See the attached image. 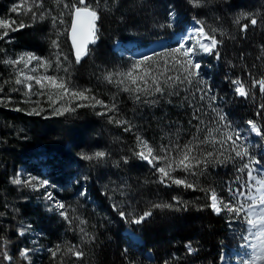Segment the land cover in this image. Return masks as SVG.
Instances as JSON below:
<instances>
[{
  "label": "trees",
  "instance_id": "obj_1",
  "mask_svg": "<svg viewBox=\"0 0 264 264\" xmlns=\"http://www.w3.org/2000/svg\"><path fill=\"white\" fill-rule=\"evenodd\" d=\"M89 2L98 4L101 16L97 22L99 40L91 46V54L80 64H75L67 36H64L71 61V77L80 88L91 89V95L103 100L105 104H115L118 111L100 116L96 115L97 110L86 107L50 119L20 117L24 122L20 132L24 141L20 143L17 138L7 139L0 132V264H164L165 261L168 264H220L222 254L230 250L235 240L230 231L229 219L205 207L209 201L202 189H214L223 197L228 183L233 179L231 175L214 167L211 162L194 169L195 175L187 176L188 181L195 184V190L175 185L165 187L155 182L157 175L153 168L133 155L138 150L137 136L143 137L157 150L177 139L180 145L194 141L192 138L202 123L203 109L197 104L198 99L193 100V89L184 86L167 88L163 94H154L145 103L144 95L140 101L133 97L130 100L125 94L114 91V85L110 84V89L117 96V103H113L107 82L96 76L92 60L95 58L96 63L102 67L101 71L108 69V66L111 68L113 60H119L111 51L114 42L130 40L123 35L125 30L144 32L148 27L153 28L163 22L164 26L156 35L144 36L141 42L170 38L171 31L166 26V21L170 22V10L174 11L176 17L173 24L175 32L183 31L192 19L199 20L206 32L211 33L212 29H216L211 34L222 41L217 49L220 58L211 55L207 59L212 67L205 70L209 86L218 90L216 92L211 88L218 93L231 117L238 122L255 120L264 132V108L261 107L264 105V94L258 86L251 87L253 79H259L258 75L264 76V56L259 55L264 48V0H200L198 7H193L188 0ZM240 6L252 10V15L258 21L255 26L249 25L246 32L240 31V25H233V11ZM64 18L65 30H68L70 17L67 10ZM248 22V19L241 21V25ZM222 28H227L229 34L218 36ZM30 29L20 30L16 36L30 49L43 51L44 46L40 43L37 31L31 30L32 36H27ZM14 48L15 44L9 45L10 51ZM236 71L240 74L236 75ZM229 73L233 74L230 80L237 77L245 79L246 88L249 89L247 98L231 93L232 85L226 75ZM100 109V112L105 110ZM257 112L262 115L257 116ZM1 115L6 120L13 116L18 119V116L8 111L0 112ZM109 116L128 123H109ZM129 126H132V130L124 131ZM260 138L264 143V137ZM33 143L39 146L37 150L41 148L39 152L22 150L21 146H26V149ZM48 146L54 148L45 151ZM98 150L108 153L104 160L80 159L81 153L91 154ZM199 152L200 148H197L195 154ZM41 154L47 157L52 155V158H47V169H44L50 171L47 176L52 178V183L56 184L59 191L54 192L56 201L66 205L64 211L72 220L71 224L60 216L59 210L55 211L52 201H46V205L37 204L30 191L20 192V186L10 182L17 170L29 177L33 158L39 159V164H35L38 169L35 170L41 171V163L45 161L39 158ZM125 158L128 163H124ZM69 160L75 163L73 169ZM182 173L175 174L184 177ZM16 189L18 194L15 193ZM82 189L85 190L84 197L80 195ZM11 194L16 199L10 202L8 209L3 201ZM174 196L183 203L173 201ZM154 203H170L173 208L153 209L151 206ZM114 205L120 211L131 212L133 217L145 210H151L153 215L142 225L131 224L128 219H121ZM73 208L78 209L77 218L72 213ZM81 220L85 223L81 224ZM81 228L91 239L82 235ZM21 230H24V235H20ZM129 233L136 235L140 242L129 243ZM189 241L196 250L192 254L185 248ZM58 244L62 251L53 259L49 250H54ZM70 245L79 246L84 256L77 260L70 254L65 255L64 249ZM25 248L31 249L28 260L19 255L20 250ZM5 254L12 259L5 260Z\"/></svg>",
  "mask_w": 264,
  "mask_h": 264
},
{
  "label": "snow or ice",
  "instance_id": "obj_2",
  "mask_svg": "<svg viewBox=\"0 0 264 264\" xmlns=\"http://www.w3.org/2000/svg\"><path fill=\"white\" fill-rule=\"evenodd\" d=\"M56 4L59 5L63 3V0H55ZM188 3L193 7H198L200 0H188ZM44 8L43 0H20L19 3L13 4L9 9L10 12L17 13L21 17H29L32 23H26L24 19H20L17 23L16 20L0 19V29L3 32L0 33V40H4L5 37H9L10 33L18 32L27 27H31L32 24L43 21L46 19V13L44 11H39ZM63 8L67 10V14L70 17L71 24L70 29L63 32L57 29V25H62L65 23V12L61 11L59 16H52V27L57 29L55 35L57 39H51L50 44L56 51L52 54L55 59L50 57H40L32 52H25L17 56L15 59H4L0 60V63L10 65L15 72L14 83L16 85L22 86L26 91L24 95L28 97L25 102H31L30 98L32 95L47 96L48 107L51 110L53 116H64L66 114H72L79 108H97L101 107L105 110L102 112H97L96 115L107 116L109 113L117 112L118 109L115 104H105L103 100L97 98L95 95H91V89L79 88L77 87L70 74L68 67H64V62L68 61L69 57L64 55L59 42L60 36H67L71 41L70 51L74 54L75 64H80L81 61L91 54V47L96 45L99 40V27L98 21L101 16L98 10V4L93 5L89 0H69L68 3H63ZM169 17L175 15L174 11L170 10L168 13ZM242 19H248V23L241 25ZM197 24L201 22L196 21ZM234 23L240 25V31L246 32L249 25L255 26L258 21L251 13H241L235 18ZM217 30L212 29L211 33H215ZM205 31L203 26H200L186 36L181 37V41L178 43V47L169 50V55L173 63L166 68V71L175 70L179 74L176 76H167L163 81L161 76L165 75V72L154 73L151 69L149 62L152 60L150 56H143L141 59L136 60L132 66L123 72L111 73L109 72L104 78L109 83H116L118 85H123L122 91L130 92L133 94V98L136 101L141 100V96H150L154 94H163L165 88H173L178 85H193L194 82L199 86L196 87L197 92L203 93L200 99L203 100L209 95L210 89L203 87L205 85V80L200 78V70L202 64L193 59L198 55H214L216 59L220 58V53L217 50L218 46L222 41L218 40L214 34ZM3 51V49H0ZM63 56V60L61 57ZM36 62L34 66L30 68V65ZM167 64V62H165ZM22 67H19L21 66ZM42 69L43 73H39ZM63 71L67 75H57L56 73ZM32 73V74H30ZM51 73V74H49ZM35 74V75H34ZM118 77L120 79L113 80V77ZM150 81V82H149ZM39 86V90L34 91V85ZM127 82V83H126ZM5 84L10 83V81H5ZM230 84L233 87L232 91L235 96L247 98L249 96V89L246 88L245 83L239 78L231 79ZM130 85V86H129ZM259 87V91L264 94V76L260 79H253L251 81V87ZM4 89L0 87V92ZM14 91H19L20 89H13ZM171 95L172 93H168ZM218 98L216 96H211L210 100L215 104ZM8 100L0 98V103H7ZM145 103L148 101L145 100ZM39 104V101H36ZM264 108V105L261 106ZM15 111H22L20 108L14 109ZM214 111L216 109H213ZM45 110L43 108H33L27 114L40 116ZM257 116L262 115V113L257 112ZM218 118L220 122L227 120V117L221 113H218ZM109 123H115L117 125L127 124V121L117 119L115 116L108 117ZM248 126V131L254 133L256 136L264 137V132L261 130V125L255 120L249 119L245 122ZM131 127H125L124 131H131ZM212 129H209L207 136L203 140L189 141L188 143L180 146L177 145L174 148L169 146H161L159 150L153 148L143 137L137 136V151L133 152L139 160L146 162L154 170L157 175L156 183H159L165 187H171L175 185L176 187H183L185 189L195 190V184L188 181V175H195L194 169L200 168L201 165H206L210 162L209 158L212 157V153L208 152L206 155H196L194 154L199 147V144L208 143H219L224 147V151L229 149L235 154L236 158H240L242 161L240 167L237 169L238 172L247 173V180L239 184L236 190L229 187V192L231 198L229 200H224L222 197L218 196L214 189L203 190L206 192V199L209 201L205 205L206 208L210 209L214 214L220 215L222 212L226 211L229 214L235 215L236 217L243 216L248 225L249 236H252L258 241V244H251L254 250L259 249L258 254L253 256V264L255 261H264V179H258L257 175H264V168L257 169L254 166L260 164L259 160L251 157L249 155L248 149L243 147L240 143L243 139L241 133L238 130L232 129L229 132H221V139L209 140L212 135ZM215 131H220L216 129ZM160 153H163L161 155ZM223 154V153H221ZM108 153L105 151H95L91 154L81 153L80 159L85 161H102L106 158ZM247 158V160H245ZM227 159V158H226ZM217 163H222L217 159ZM124 163H128L125 158ZM176 172L185 173L184 177H179L174 175ZM84 179H87L85 177ZM240 177H237V181ZM13 185L29 187L33 190L38 191L40 188H45L49 186L48 180H41L35 176H30L27 179H22V174L17 172L15 176L10 181ZM235 183V182H234ZM253 185L255 187V193L253 194ZM81 196L85 195V192L80 193ZM238 197H244L245 201H251L247 208H245L244 203H236ZM44 199L46 201H52L54 207L59 209L60 216L67 221L69 224L72 223L68 213L64 211L66 205L56 201L55 197L51 192H45ZM177 204L183 203L177 197L172 198ZM115 210L118 211L121 219H128V222L135 225H142L147 222V220L153 215L151 210H145L142 214L135 217L132 216L131 212L120 211L118 206H113ZM153 209H170L173 208V204L170 203H154L151 206ZM130 218V219H129ZM81 224L85 221L81 220ZM255 229L256 231H252ZM84 233V237L91 239L88 233L84 231L83 228L80 229ZM20 235H24V230L20 231ZM244 239L247 241L248 236ZM185 248L189 254L196 251L192 246L191 242L185 244ZM31 249H21L19 255L21 258L28 260L29 252ZM51 256L55 259L62 251L61 245H56L55 249L49 250ZM127 250L124 254L126 255ZM65 255H71L77 260L84 256V252L78 249L77 245H70L64 249ZM5 260H11L12 258L7 254L4 255ZM164 264H168L167 261Z\"/></svg>",
  "mask_w": 264,
  "mask_h": 264
},
{
  "label": "rangeland",
  "instance_id": "obj_3",
  "mask_svg": "<svg viewBox=\"0 0 264 264\" xmlns=\"http://www.w3.org/2000/svg\"><path fill=\"white\" fill-rule=\"evenodd\" d=\"M19 2H20V0H0V19H8L10 21L16 20L17 23L19 22L20 19H24L26 23H32L30 16L29 17H21V16H18L17 13H13V12L9 11V9L12 7L13 4H16ZM43 3H44V8L40 9L39 11H44L46 13V19L43 21H38V22L32 24V26H31L32 29L29 30V33H28L29 35H27V36H29V37L32 36L31 34H33L32 33L33 30H34V32L37 31V33L40 34L39 35L40 41H41L40 43L43 44L44 50L41 51L40 49H38V50L30 49L28 47V45L22 39H21L22 41L19 40V38L16 36L17 32H14V33H10L9 37H5L4 40H0V49H3V51H0V60L15 59V58H17L18 55L25 53V52H32V53H34L40 57H50L52 59H55V57L52 54L56 50L51 47L50 41H51V39H57V37L55 35V31L57 29L61 32L65 31V25L64 24L57 25V29H53L51 17L52 16L58 17L61 11L65 12L66 9L63 8V3H65V1H63V3H61L59 5L56 4L55 0H43ZM233 12H234V14L232 15V19H233L234 27H235V25H237L236 23H234V20L241 13H251V14L253 13V11L249 10V8H244L241 6L237 7ZM175 18L176 17L174 15L173 17H170V22L166 21V23H167L166 26H169L170 31H171L170 32L171 37L169 39L150 40L148 42H143L144 44L141 42L142 41L141 39L144 36L156 35L158 33V31L161 29V27L164 26L163 22H160V24L153 26V28L148 27L147 30L144 32H132L129 30H127V31L125 30L123 35L128 36L130 40L127 42H122L120 40H116L114 42L113 46L111 47V51L115 53V55L117 56V58H119V60H113V64H110L111 68H109V66H108L107 67L108 69H106V70L102 69L103 71H101L102 67H100L98 65V63H96L95 58H93L92 61H93L94 70L96 72V76L102 77L103 80L105 82H107V86L109 89H110V87H109L110 84L114 85L112 87L114 91H119L122 94H125L126 98L131 100V98L133 97V94L130 92L122 91L123 85H118L116 83H109L104 78L109 72L116 73V72L127 71L136 60L141 59L143 56L147 55V56L152 57V60L149 62V64H150L151 69L154 73L158 74L159 72H165V75L161 76L162 81L167 76L178 75L179 73L176 72L175 70L169 71V74H168V71H166V68L173 63L170 55L168 54L169 50L172 48L178 47V43L181 41V37L186 36L187 34L191 33L193 31V29L200 27V24H197L195 22L196 20L190 21L189 24L186 25L183 32L177 33L175 31H173V27H174L173 24H174ZM244 20H246V19H242L241 21H244ZM27 28L23 29V31L26 30ZM227 30H228L227 28H222V29H220V31L218 32L217 35L221 36L224 34L225 35L229 34V32ZM229 31L231 32V30H229ZM2 32H3V29H0V33H2ZM24 37H25V35H24ZM63 38H64L63 35L58 38L59 42H60V47H61L63 54L68 56L67 46H66V43L63 40ZM12 44H15V48H14V50L10 51L9 45H12ZM168 47H170V48H168ZM260 53L261 54H259V55L264 56V48L261 49ZM210 57H211V55H204V54L193 57V59L198 60L202 64V68L200 70V77H198L197 80L200 78H203L205 80V85L203 87L211 90L209 92V95L207 97H205V99H203V100L200 99V96L203 95V93L196 91V87L199 86L198 84H196V82H194L193 85H188L187 83H185L184 85H178L179 87L184 86V87L193 89V92H194L193 100L196 101L198 99L197 104L200 105V108L203 109V111L201 110L202 123L200 124V128L198 129L197 132H195L194 137L192 139L193 140H203L207 136L209 129H212L213 130L212 135H211V137H209V140L210 141L211 140L219 141L222 138L221 132H229L232 129L238 130L243 137V139L240 143L243 145V147L248 149L249 155L251 157H253L256 160H259L261 162L260 164L255 165L254 167L257 169L264 168V159H263L264 147H263V143L260 139V136H256L254 133H251L250 131H248V126L245 123L246 121L238 122L237 119L231 117L229 112H228L229 110L228 111L226 110V105L224 104L222 99H220L218 97V93L216 94V92L218 90L216 88H213L211 84H210L211 87L208 84L209 83V77H207L205 75V70L206 69L210 70L212 68L210 66L211 63L207 61V59ZM61 60H63V56L61 57ZM165 62H167V64ZM35 63L36 62H33V64L30 65V68L32 66H34ZM0 64L2 65L1 70H0V87H2L4 89L2 92H0V98L6 99V100H8V98H10L9 102L0 103V112L8 111V112L12 113V115H15V117L18 116V119H19V120L18 119L16 120L15 118H13L14 117L13 116V117H10L6 120V118L3 115H1L0 116V132L3 133L7 139L9 137L12 139L17 138V142L20 143V142L24 141V136L20 133V132H22L21 130L24 127V122H23V120H21L20 117L25 118V117L30 116L27 113L30 110H32L33 108H43L45 110L40 116L31 115L35 119L36 118H42V117L50 119V118H54L56 116H53L51 114V110L48 107L47 96L32 95L30 98L31 102H25L26 100H28V97H26L24 95V92L26 91V89H24L22 86L16 85L14 83V79H15L14 70L12 69V67L10 65H6L3 63H0ZM63 66L68 67L70 70V74H71V61H70V59H68V61H65ZM19 67H22V65ZM262 71L264 72V69ZM237 72L238 71H236L234 73L236 75H239L240 73H237ZM41 73H43L42 69H40L39 73H36V74H41ZM30 74H32V73H30ZM49 74H51V73H49ZM56 74L57 75H67L62 70ZM229 74H226L228 76L227 77L228 81H230L229 78L231 76L233 78V74L232 73H229ZM258 78L260 79L261 75H258ZM116 79H120V78L114 76L113 80H116ZM72 80H73V78H72ZM241 80L245 83V86L248 87L245 79H241ZM5 81H10V83L5 84L4 83ZM73 82L77 87L80 88V86H78L74 80H73ZM32 83L34 85V91L39 90V86L35 85L34 82H32ZM218 86L220 88H222L221 84H219ZM233 87L234 86H232V89H233ZM81 88H84V87L81 86ZM211 88L215 89L216 92ZM13 89H20V90L14 91ZM232 89H231V93H233ZM113 90L112 89L109 90V92L112 96L111 101L113 103H117V96L113 92ZM165 90H167V88H165ZM213 95L218 98L216 100L215 104H213L210 100V97ZM147 97L148 96H145L144 100H147L149 102V100L152 99V95H150L149 98H147ZM36 101H39V104H37ZM16 108H20V109H22V111H15L14 109H16ZM100 108L101 107H97V108H93V109L97 110V112L98 111L100 112V110H101ZM213 109H216V110L214 111ZM224 110H225V112H223ZM218 113H221L223 115L225 114V116L227 117V120L224 122H220L219 118H218ZM130 121H134V120H130ZM130 127H132V126H130ZM216 129H219L220 131H215ZM73 137H74V135H73ZM48 140L50 141L51 139H48ZM136 145H137V141H136ZM177 145H180L178 139L176 141H172L171 144H169L168 146L170 148H174ZM182 145H184V144H181L180 146H182ZM25 147L26 146H21V148L24 152L28 151V152L32 153V152H35V150L37 152H39V150H41V148L39 150H37V148L39 146H36L35 143L31 144L26 149H25ZM224 147H227V145L222 147L221 144H219V143L213 144L211 142L208 144H199L198 148H200V152L197 155H203L204 153L207 154L208 152H211L212 157L209 158V160H210L209 164H211V162H212L214 167L220 168L224 171H227L228 175L233 176L232 183L229 186H227L226 195L222 197L224 200H229L231 198V195L229 192V187H231L233 190H236L239 187L240 183H243L245 180H247V173H246V171L244 173H240L237 171V169L240 167L242 161L240 160V158H236L235 154L230 149L228 151H224ZM52 148H54V147L48 146L47 149H45V151H49ZM221 153H223V154H221ZM40 157H42L43 160L45 159V161L42 160L43 162L41 163V171L35 170V168H37V165H35V164H39V161H38L39 159L33 158L32 159L33 165H31L30 169H29V177L35 176L41 180H48L49 186L47 187V189L40 188L38 191L33 190L32 188H29V187L20 186V187H18V190L20 192H22V191L24 192V190L30 191L31 197H33V198H35V200H37V202H36L37 204L46 205V200L41 199L40 197L42 195H44L45 192H51L53 194V196L56 197L55 193L59 192V191L56 187V184L52 183V181H51L52 178H49L47 176V174L50 171H45V169H44V167L47 169V167L45 166L47 158L48 159L52 158V155H49L47 157L46 155L41 154L39 156V158ZM217 159L219 161H223V162L217 163L216 162ZM245 160H247V158H245ZM70 162H72L70 167L73 169L75 166V163H74V161H70ZM17 172L20 173L21 171L17 170ZM182 174H185V173H182ZM174 175L177 176V174H175V173H174ZM237 177H240L239 181H237ZM27 178H28L27 176L22 175V179H27ZM257 178L258 179H264V175H257ZM14 186H17V185H14ZM255 187H256V185H253L252 191H253L254 195H256ZM82 191L85 192V190H83V189L81 190V192ZM15 193L18 194L17 189L15 190ZM84 196H81V197H84ZM14 199H16L14 194H11L9 198L6 197V201H3L4 205H6V208L10 209L9 204ZM55 200H56V198H55ZM236 203H244L245 208H247L248 205L251 203V201H245L244 197H238ZM53 206H54V204H53ZM14 208H13V210H14ZM58 210L59 209H56L55 211L59 212L60 210L59 211ZM72 213H73L75 218H77L79 216L78 209H76V208L72 209ZM3 214H6V213H3ZM222 214L229 219V222L231 224V227H230L231 234L235 237V240L237 241V245L231 250V253L229 255L228 254L225 255L224 264H253V256L258 254L259 249L254 250L252 247H250V245L251 244H258V241H256V239L254 237L249 236L248 225L246 224L245 218L243 216L236 217L235 215L229 214L226 211L222 212ZM252 231L254 232L256 230L253 229ZM82 235L84 236L83 233H82ZM245 236L249 237V239L247 241L244 239ZM127 238H128L129 243L140 242V239L132 233H129L127 235ZM254 264H264V261H255Z\"/></svg>",
  "mask_w": 264,
  "mask_h": 264
},
{
  "label": "bare ground",
  "instance_id": "obj_4",
  "mask_svg": "<svg viewBox=\"0 0 264 264\" xmlns=\"http://www.w3.org/2000/svg\"><path fill=\"white\" fill-rule=\"evenodd\" d=\"M152 20V19H151ZM136 26V25H135ZM174 29V28H173ZM136 38V37H135ZM134 38V39H135ZM164 43V42H163ZM173 44V43H172ZM120 47V46H119ZM122 47V46H121ZM141 48V47H140ZM150 49V48H149ZM163 49V48H162ZM106 50H107V48H106ZM137 53V52H136ZM154 54V53H153ZM169 54V53H168ZM97 59V58H96ZM136 60V59H135ZM155 60V59H154ZM131 61V60H130ZM214 82V81H213ZM216 84V83H215ZM192 90V89H191ZM165 98V97H164ZM174 99V98H173ZM166 100V99H165ZM201 102V101H200ZM173 137V136H172ZM153 139V138H152ZM149 143V142H148ZM138 206V205H137Z\"/></svg>",
  "mask_w": 264,
  "mask_h": 264
},
{
  "label": "water",
  "instance_id": "obj_5",
  "mask_svg": "<svg viewBox=\"0 0 264 264\" xmlns=\"http://www.w3.org/2000/svg\"><path fill=\"white\" fill-rule=\"evenodd\" d=\"M71 24V23H70ZM70 29V28H69ZM68 40H69V43H70V46H71V41H70V39L68 38Z\"/></svg>",
  "mask_w": 264,
  "mask_h": 264
}]
</instances>
